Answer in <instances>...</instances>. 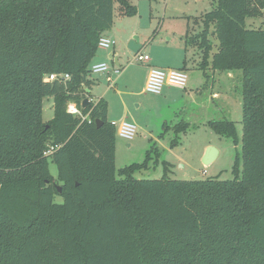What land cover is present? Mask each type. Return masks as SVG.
Returning <instances> with one entry per match:
<instances>
[{"label":"trees","instance_id":"obj_1","mask_svg":"<svg viewBox=\"0 0 264 264\" xmlns=\"http://www.w3.org/2000/svg\"><path fill=\"white\" fill-rule=\"evenodd\" d=\"M116 3L137 14L126 0H0V264H264V28H247L264 0H213L186 37L204 73L242 74V177L198 182L134 180L140 166L118 180L108 104L83 108ZM209 125L236 138L230 121Z\"/></svg>","mask_w":264,"mask_h":264},{"label":"rangeland","instance_id":"obj_2","mask_svg":"<svg viewBox=\"0 0 264 264\" xmlns=\"http://www.w3.org/2000/svg\"><path fill=\"white\" fill-rule=\"evenodd\" d=\"M126 1L137 9V14L124 16L116 3L114 24L107 32L116 44L109 50L99 49L96 56L113 51L118 54V65L108 59L114 70L121 71L119 76L112 74L117 88H108V83L100 79L92 93L93 98L108 97L110 123L118 127L128 121L137 127V134L130 142L117 135L116 178L125 179L123 170L133 166L141 167L131 174L134 180L198 182L241 178L242 74L231 73L230 78L227 73L211 69L204 73L200 69L204 60L202 52L186 42L187 36L204 30L203 16L212 10L213 0ZM250 26L264 28V17L248 19L247 28ZM138 53L185 70L189 78L187 88L171 87L172 95L167 99L165 91L161 95L144 92L147 64L135 60ZM91 76L95 79L102 75ZM213 93L218 94L214 100ZM53 107V98L46 99L45 122L54 118ZM222 120L234 123L236 138L218 135L209 125L211 121ZM182 122L186 125L178 133L175 127ZM208 148L216 149L218 155L206 166L203 160ZM50 171L57 178L56 165L50 164Z\"/></svg>","mask_w":264,"mask_h":264},{"label":"built area","instance_id":"obj_3","mask_svg":"<svg viewBox=\"0 0 264 264\" xmlns=\"http://www.w3.org/2000/svg\"><path fill=\"white\" fill-rule=\"evenodd\" d=\"M113 46H115V41L103 36L99 41V49L101 50H109ZM135 60L148 64L151 61V57L147 54L138 53L135 57ZM121 73L120 70H114L111 67L110 63H98L91 66V74L92 75H104L106 76V80L111 85V88L115 86V80L112 77V74L118 76ZM70 79L69 75H50L46 81L47 82H67ZM188 75L186 71L183 70H164L160 68H152L149 72L148 79L146 82L145 92L152 95H161L166 86L176 87L180 89H186L188 85ZM68 113L80 117L83 121L88 119V116H83L82 112L77 108L75 104H69ZM113 126L116 127L115 123H112ZM117 129V135L126 140L132 141L134 140L137 134V127L134 123L123 121L120 123ZM49 151L46 155L51 154Z\"/></svg>","mask_w":264,"mask_h":264},{"label":"crops","instance_id":"obj_4","mask_svg":"<svg viewBox=\"0 0 264 264\" xmlns=\"http://www.w3.org/2000/svg\"><path fill=\"white\" fill-rule=\"evenodd\" d=\"M105 37H107V38H110L108 35H107V33H105V35H104ZM111 39V38H110ZM116 44V43H115ZM148 55V54H147ZM110 56H113V58H115L117 61H113L112 63L114 64V65H118L119 63H120V58L119 57H117L118 56V54L115 52V51H113L112 53H110V54H106V55H104V54H101L99 57H97L96 59H94L93 60V63H92V65H94V64H98V63H103V62H106V63H109V61H108V59H109V57ZM91 65V66H92ZM152 68H160V69H164V70H171V69H175V70H181V68H174V67H172V66H170V65H167V64H165V63H163L162 61H160V60H154V61H150L148 64H147V68H145L144 70H145V73H144V76L146 75V79H145V86L144 87H146V82H147V79H148V75H149V72H150V70L152 69ZM96 76V75H95ZM119 76V75H118ZM231 76H232V74H229V77L231 78ZM99 77V76H98ZM100 79H104L106 82H107V80H106V76H104V75H102V76H100L99 78H95V79H93L92 78V76H91V80L94 82V85L92 86V88H91V90L89 91H87V94L89 95V99H90V101L91 102H98L99 100H101V99H104V100H106V102H107V104H108V115H109V111H110V109H111V104H110V102H109V100H108V97H95V98H93L92 97V93L95 91V90H93V87H95V85L99 82V80ZM119 79V81H121V78H118ZM108 83V82H107ZM118 85V83H115V86L114 87H112L111 88V85H109V83H108V88H110V89H115V87ZM117 88V87H116ZM166 89V90H165ZM164 91H165V98L167 99V98H171L170 97V95H172V91H171V86H166L165 88H164V90H163V93H164ZM144 92H145V88H144ZM218 97V94L217 93H213L212 94V96H211V98H212V100H214V99H216Z\"/></svg>","mask_w":264,"mask_h":264},{"label":"water","instance_id":"obj_5","mask_svg":"<svg viewBox=\"0 0 264 264\" xmlns=\"http://www.w3.org/2000/svg\"><path fill=\"white\" fill-rule=\"evenodd\" d=\"M114 60L117 61L115 58H113V56H110V57H109V61L113 62ZM90 102H91V101H90L89 99L84 100V101H83V108H84V109L87 108V106L89 105ZM98 123H99V122H98ZM98 123H97V124H98ZM99 127H100V126H99ZM217 155H218V152H217L216 149H214V148H208L207 153H206V155H205V157H204V160H203L204 165L208 166V165H210L211 163H213L214 160L216 159ZM57 189H58V191H59L60 193L62 192V188H61L60 186H57Z\"/></svg>","mask_w":264,"mask_h":264}]
</instances>
